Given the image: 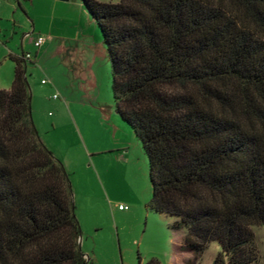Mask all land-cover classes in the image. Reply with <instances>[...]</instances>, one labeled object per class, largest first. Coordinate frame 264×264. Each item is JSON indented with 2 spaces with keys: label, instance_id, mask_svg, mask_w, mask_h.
<instances>
[{
  "label": "trees",
  "instance_id": "obj_1",
  "mask_svg": "<svg viewBox=\"0 0 264 264\" xmlns=\"http://www.w3.org/2000/svg\"><path fill=\"white\" fill-rule=\"evenodd\" d=\"M110 64L115 112L147 159V208L194 264H256L264 225V0H82ZM21 54H24L21 52ZM0 89V264H84L70 185L39 141L24 59ZM146 264H159L150 258Z\"/></svg>",
  "mask_w": 264,
  "mask_h": 264
},
{
  "label": "rangeland",
  "instance_id": "obj_2",
  "mask_svg": "<svg viewBox=\"0 0 264 264\" xmlns=\"http://www.w3.org/2000/svg\"><path fill=\"white\" fill-rule=\"evenodd\" d=\"M37 36L44 38L38 48ZM0 41V89L11 84L9 55L37 53L33 63L24 61L30 117L67 176L84 264H146L150 258L184 264L191 253L176 250L183 231H171L173 217L147 208V159L115 112L105 46L82 0H0ZM116 115L130 135L125 149L114 147L120 136L127 138ZM119 204L127 208L119 210ZM250 229L256 264H264V225ZM219 251L209 242L194 264H211Z\"/></svg>",
  "mask_w": 264,
  "mask_h": 264
},
{
  "label": "crops",
  "instance_id": "obj_3",
  "mask_svg": "<svg viewBox=\"0 0 264 264\" xmlns=\"http://www.w3.org/2000/svg\"><path fill=\"white\" fill-rule=\"evenodd\" d=\"M24 35H27V34H24ZM0 43H2L1 41H0ZM21 52H23V51H21ZM21 52H20V54H21ZM19 54V55H20ZM36 52L34 53V55L33 56H31V58H32V60H34V61H36ZM9 56H13V55H9ZM14 56H18V55H14ZM33 63V62H32ZM13 77V76H12ZM11 81H12V79H11ZM111 116L112 115H110V118H111ZM118 117H117V115H116V117H113V121H114V123L118 126V127H120L121 128V130L123 131V132H125V133H127V138L126 137H123V136H120L118 139H116V143L114 144V147H121V148H123V149H125V145H127L128 144V142H129V140H130V135H129V133H128V131H127V129H126V125L122 122V123H120L118 120H119V118L117 119ZM112 147H113V145H112ZM173 232H177V231H173ZM181 232V231H180ZM181 238H182V233H180L179 234V241L177 242V244L176 245H178V244H180V242H181ZM84 255V254H83ZM84 258H87L86 257V255L85 256H83Z\"/></svg>",
  "mask_w": 264,
  "mask_h": 264
},
{
  "label": "built area",
  "instance_id": "obj_4",
  "mask_svg": "<svg viewBox=\"0 0 264 264\" xmlns=\"http://www.w3.org/2000/svg\"><path fill=\"white\" fill-rule=\"evenodd\" d=\"M43 42H44V38L41 37V36H37L34 39V41H33V46L36 47V48H38L40 45L43 44ZM21 57L24 58V59H30L31 58L30 55H29V53L21 54ZM41 83H46V81L45 80H41ZM55 97H56V95L53 94L52 98H55ZM126 208H127L126 206H123V205H120V204L118 205V209L119 210H124Z\"/></svg>",
  "mask_w": 264,
  "mask_h": 264
},
{
  "label": "water",
  "instance_id": "obj_5",
  "mask_svg": "<svg viewBox=\"0 0 264 264\" xmlns=\"http://www.w3.org/2000/svg\"><path fill=\"white\" fill-rule=\"evenodd\" d=\"M24 82H25V84H26V86H27V83H26V80H25V78H24ZM83 255V254H82ZM83 256H85V255H83Z\"/></svg>",
  "mask_w": 264,
  "mask_h": 264
}]
</instances>
